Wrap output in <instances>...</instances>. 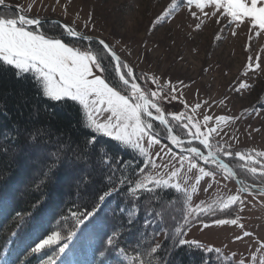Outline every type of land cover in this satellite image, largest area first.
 Instances as JSON below:
<instances>
[{"label": "rangeland", "instance_id": "rangeland-1", "mask_svg": "<svg viewBox=\"0 0 264 264\" xmlns=\"http://www.w3.org/2000/svg\"><path fill=\"white\" fill-rule=\"evenodd\" d=\"M0 5L5 6L0 59L31 73L46 97L78 103L99 134L140 154L151 169L136 189L184 193L189 223L182 243L199 244L238 264H264V194L253 195V187L264 189V0H0ZM54 19L103 41L119 57L122 78L142 89L150 115L163 114L171 138L163 125L143 115L138 95L117 77L113 59L97 41H86L92 47L82 49L45 33L51 25L78 39ZM101 51L114 65L120 91L104 78ZM39 136L29 139L38 143ZM195 139L210 144L224 163L221 156H230L232 165L226 164L239 182L214 159L208 161L219 173L202 165L197 151L204 155V148L181 147V141ZM73 157L91 170L104 167ZM39 162H48L45 153L30 150L20 165L44 170ZM76 176L70 167L60 179V198L78 184L72 182Z\"/></svg>", "mask_w": 264, "mask_h": 264}, {"label": "trees", "instance_id": "trees-1", "mask_svg": "<svg viewBox=\"0 0 264 264\" xmlns=\"http://www.w3.org/2000/svg\"><path fill=\"white\" fill-rule=\"evenodd\" d=\"M45 28L66 45L92 47L59 27ZM104 52L106 65L99 57L97 62L107 71L106 82L120 91ZM38 134V143L32 142L30 136ZM182 138L189 137L184 132ZM181 147L203 149L196 141ZM30 150L45 153L48 162H39L44 170L37 164L21 167L22 154ZM73 156L111 171L91 170ZM221 157L232 165L230 156ZM144 163L140 154L92 128L78 103L46 97L31 73L0 59V264H238L199 244L182 243L189 223L186 197L170 188L136 189L151 169ZM201 164L219 173L211 160ZM70 167L78 184L60 198V179ZM27 178L32 180L19 191Z\"/></svg>", "mask_w": 264, "mask_h": 264}, {"label": "water", "instance_id": "water-1", "mask_svg": "<svg viewBox=\"0 0 264 264\" xmlns=\"http://www.w3.org/2000/svg\"><path fill=\"white\" fill-rule=\"evenodd\" d=\"M5 6L3 5H0V8H4ZM17 13L19 15H22L19 11H17ZM52 22H55L57 24H59L64 30H66L69 34L75 36L76 38L80 39V40H84V41H97L95 39H92L90 37H87V36H83V35H79L73 28H71L70 26L58 21V20H51ZM42 23V22H41ZM98 44L107 52V54L113 59L114 63H115V71H116V75L117 77L125 84L127 85L130 89H132L133 91L136 92V94L138 95V97L140 98V101H141V106H142V110H143V113L144 115L147 117V118H151L152 120H154L155 122H157L158 124H161L165 127V129L167 130V134H168V138H171L172 136V131L170 129V127L168 126V124L166 123L165 119H164V116L163 114L161 113L160 117H153L152 115H150L148 112H147V106L150 104V102L146 99L145 95H144V92L142 91V89L140 87H138L137 84L135 83H129L127 82L124 78H122V75H121V68H120V59L119 57L114 54L109 48L108 46L103 42V41H97ZM170 142V141H169ZM183 141H181L182 143ZM202 143V142H201ZM202 145H204V143H202ZM205 146V145H204ZM205 149L207 151V157L210 158V159H214L216 160V162L218 164H221L225 170L230 174L232 175V177L239 182V179L238 177L235 175L234 171L232 170V168L227 165L226 163H224L222 160H220L216 155L212 154L210 152V150L208 149V147L205 146ZM198 154H200V156L204 157L203 154H201L200 152L197 151ZM255 191H257L258 193L260 194H264V189H261V188H255Z\"/></svg>", "mask_w": 264, "mask_h": 264}, {"label": "bare ground", "instance_id": "bare-ground-1", "mask_svg": "<svg viewBox=\"0 0 264 264\" xmlns=\"http://www.w3.org/2000/svg\"><path fill=\"white\" fill-rule=\"evenodd\" d=\"M205 158H206V159H208V157H207V156H205ZM253 193H254V192H253ZM255 193H257V191H256ZM255 193H254V195H257V194H255Z\"/></svg>", "mask_w": 264, "mask_h": 264}]
</instances>
